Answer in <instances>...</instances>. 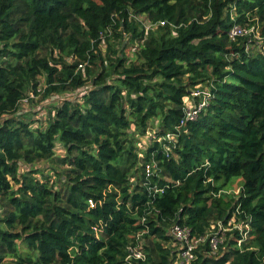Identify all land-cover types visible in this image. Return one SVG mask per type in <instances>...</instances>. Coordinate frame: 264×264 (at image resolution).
I'll return each mask as SVG.
<instances>
[{
	"label": "trees",
	"instance_id": "trees-1",
	"mask_svg": "<svg viewBox=\"0 0 264 264\" xmlns=\"http://www.w3.org/2000/svg\"><path fill=\"white\" fill-rule=\"evenodd\" d=\"M0 207V264H264V0H0Z\"/></svg>",
	"mask_w": 264,
	"mask_h": 264
},
{
	"label": "built area",
	"instance_id": "built-area-1",
	"mask_svg": "<svg viewBox=\"0 0 264 264\" xmlns=\"http://www.w3.org/2000/svg\"><path fill=\"white\" fill-rule=\"evenodd\" d=\"M161 24L164 25L165 23L162 22ZM251 30H253V28ZM247 33H248V30H246L245 28H243L241 26H235L232 29L230 36L234 40L237 37H241V36L246 35ZM202 94L208 95V93L199 89V90H196L195 92L192 93L191 99L187 98V100H186L187 114H186V119L182 122V125H184L185 122H187L188 120H194L196 118L198 112L203 109L204 103L200 104L199 106H196L193 102L194 98L200 97ZM30 98H33V96ZM23 104H24V107H27L28 99H24ZM168 139H171L170 135H168ZM149 173H150V167H147V174H149ZM90 203L92 204L91 201H90ZM247 228H248V226H247ZM226 230H227V228H222V226L220 225L218 233L215 236L211 237V248H212V252L214 254L217 253L218 246L220 244H222ZM174 236H175L176 240L179 241L180 244L182 245L181 256L185 260L186 263H189L190 261L193 260L195 249H197L198 246L205 240L204 238L191 237L190 231L188 229H182L180 227H175ZM137 257L142 258L143 255L141 253H138Z\"/></svg>",
	"mask_w": 264,
	"mask_h": 264
},
{
	"label": "rangeland",
	"instance_id": "rangeland-1",
	"mask_svg": "<svg viewBox=\"0 0 264 264\" xmlns=\"http://www.w3.org/2000/svg\"><path fill=\"white\" fill-rule=\"evenodd\" d=\"M252 48H253V50L256 51V48H254V47H252ZM125 53H126V56L130 57L131 60H135V48L133 46H128L127 49H126V51H125ZM205 92L206 93H209V90L208 89H205ZM28 96L29 97H32V96L34 97V94L31 92V93H29ZM54 100H56V98ZM60 100H61V98H57V101H60ZM36 105H39V104H36ZM44 105H45V107H44ZM49 109H52V107L50 106V102H46L43 105H39L36 108V113H33L32 119L42 120V122L46 123V118L45 117L47 116V113H48V110ZM152 135H153V133H152ZM146 139H147V137L144 139V141H146ZM56 152H57L58 155H61V156L64 155L62 145H60V144L57 145ZM44 166H45V163H38V164L34 165L33 167L28 166V170H30L31 168H33V169H43ZM23 168L26 169V167H23ZM52 176L55 177V175H52ZM241 184H242V180L241 179L240 180H236L229 187V189H228L229 192H231V193L234 192V193L238 194L239 188L241 187ZM231 222H232L231 223V226L227 228V230L225 231V233L231 231V228H240V229L242 228V226L241 225H238V223H236L235 220H232ZM184 262H185V260L182 258L176 264H183Z\"/></svg>",
	"mask_w": 264,
	"mask_h": 264
}]
</instances>
